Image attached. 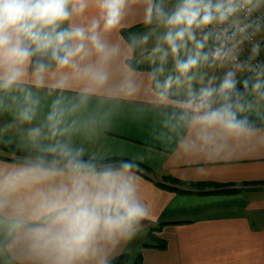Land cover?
Segmentation results:
<instances>
[{
	"label": "clouds",
	"instance_id": "obj_1",
	"mask_svg": "<svg viewBox=\"0 0 264 264\" xmlns=\"http://www.w3.org/2000/svg\"><path fill=\"white\" fill-rule=\"evenodd\" d=\"M262 51L264 0H0V264H117L147 231L141 162L86 147L125 105L195 179L264 150Z\"/></svg>",
	"mask_w": 264,
	"mask_h": 264
},
{
	"label": "crops",
	"instance_id": "obj_2",
	"mask_svg": "<svg viewBox=\"0 0 264 264\" xmlns=\"http://www.w3.org/2000/svg\"><path fill=\"white\" fill-rule=\"evenodd\" d=\"M143 31L137 14L119 35L126 39ZM145 65L141 68L147 70ZM8 119L0 117V124ZM160 119L157 112L125 105L97 143L86 145L108 157H135L146 167H141L140 183L153 216L147 231L123 252L141 253L142 264H264V221H255L264 216V150L242 151L209 165V175L195 179L166 164L171 146L157 139ZM157 239L167 245H146Z\"/></svg>",
	"mask_w": 264,
	"mask_h": 264
},
{
	"label": "trees",
	"instance_id": "obj_3",
	"mask_svg": "<svg viewBox=\"0 0 264 264\" xmlns=\"http://www.w3.org/2000/svg\"><path fill=\"white\" fill-rule=\"evenodd\" d=\"M140 67H147L145 64H142L140 65ZM264 126V125H262ZM0 149H4V150H8V149H5V146L3 144H0ZM112 159H129V158H125V157H110ZM141 167L142 168H145L142 164H141ZM165 179H169V180H172V181H175V182H179V183H185V184H189V185H199V184H206L205 182H188V181H183V180H178L176 178H172V176H165ZM164 186H166L165 184H162ZM183 191V190H182ZM221 191H225V192H234V191H237V190H221ZM162 223L158 224V225H155L154 228L156 229H159V227L161 226ZM146 245H152V246H157V247H165L167 245V242L165 239H157L155 241V243H146ZM117 264H142V254L141 253H138L137 255L135 256H132L129 252L125 251V252H122L119 257H118V260H117Z\"/></svg>",
	"mask_w": 264,
	"mask_h": 264
},
{
	"label": "rangeland",
	"instance_id": "obj_4",
	"mask_svg": "<svg viewBox=\"0 0 264 264\" xmlns=\"http://www.w3.org/2000/svg\"><path fill=\"white\" fill-rule=\"evenodd\" d=\"M239 211H240V210H239ZM261 216H262V215H261ZM255 221H256V222H263V221H264V216L261 217L260 219H256V218H255Z\"/></svg>",
	"mask_w": 264,
	"mask_h": 264
},
{
	"label": "built area",
	"instance_id": "obj_5",
	"mask_svg": "<svg viewBox=\"0 0 264 264\" xmlns=\"http://www.w3.org/2000/svg\"><path fill=\"white\" fill-rule=\"evenodd\" d=\"M260 59L264 60V51L261 52Z\"/></svg>",
	"mask_w": 264,
	"mask_h": 264
}]
</instances>
